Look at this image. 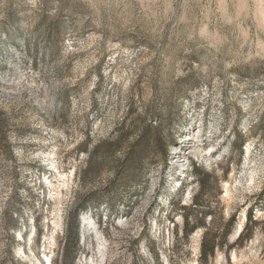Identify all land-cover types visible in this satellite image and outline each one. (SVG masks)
I'll list each match as a JSON object with an SVG mask.
<instances>
[{"label":"rangeland","instance_id":"obj_1","mask_svg":"<svg viewBox=\"0 0 264 264\" xmlns=\"http://www.w3.org/2000/svg\"><path fill=\"white\" fill-rule=\"evenodd\" d=\"M0 264H264V0H0Z\"/></svg>","mask_w":264,"mask_h":264},{"label":"trees","instance_id":"obj_2","mask_svg":"<svg viewBox=\"0 0 264 264\" xmlns=\"http://www.w3.org/2000/svg\"><path fill=\"white\" fill-rule=\"evenodd\" d=\"M195 172H197V174L200 175V174L198 173V172H199V168L196 167V165H195ZM199 181H200V184H201V182H202V186H204L205 183L203 182V179H201V180H199ZM195 204L199 205V201L196 200V201H195ZM68 225H69V222H68V224H67V227H68ZM63 243H64L63 247L65 248L66 245H67V239H65ZM63 250H64V249H63ZM63 250H62V252H63Z\"/></svg>","mask_w":264,"mask_h":264}]
</instances>
